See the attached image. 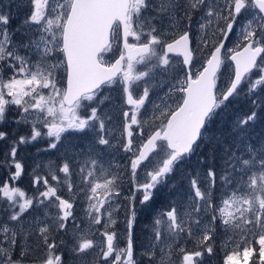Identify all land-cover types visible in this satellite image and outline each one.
Returning a JSON list of instances; mask_svg holds the SVG:
<instances>
[{
    "label": "snow or ice",
    "instance_id": "obj_1",
    "mask_svg": "<svg viewBox=\"0 0 264 264\" xmlns=\"http://www.w3.org/2000/svg\"><path fill=\"white\" fill-rule=\"evenodd\" d=\"M13 2L23 10L15 27ZM114 89L118 116L103 110ZM262 93L264 0H0V141L8 142L0 167L10 170L0 182V264H139L138 212L163 189L176 195L141 245L148 264H176L175 253L179 264H204L218 229L234 245L223 264L254 255L264 264V135L255 132ZM242 95L251 110L227 129L213 127ZM39 140L61 163L35 175L29 195L15 184L24 174L16 157ZM177 171L187 192L172 182ZM188 241L200 250H186Z\"/></svg>",
    "mask_w": 264,
    "mask_h": 264
},
{
    "label": "rangeland",
    "instance_id": "obj_2",
    "mask_svg": "<svg viewBox=\"0 0 264 264\" xmlns=\"http://www.w3.org/2000/svg\"><path fill=\"white\" fill-rule=\"evenodd\" d=\"M3 3L5 5L10 3V0H3ZM9 9H5V11H8ZM11 11L13 13V15L16 17V19H14L12 21V26L15 27L16 25L19 24V20L20 18L23 16V10L18 11L15 8L14 2H13V6L11 8ZM197 16L199 15V13L196 14ZM196 19V16H194V20ZM239 30L237 29V32ZM129 40L131 42H135L133 38H129ZM230 40L233 41V43H229L226 46L227 47H233V44L236 40L235 36L230 37ZM207 53L204 54L203 57L200 58V63H197L195 65V68L193 69V71H196L197 69L200 68L201 63L203 62V59L206 58ZM116 57V53L115 51L113 53L110 54H104V59L107 62H111L113 60V58ZM173 59L176 61V67L179 69L181 67L180 61L181 58L179 56H173ZM231 64L230 61L226 62L225 67H222L221 72L218 74L219 75V79L217 82V87L218 88H222L228 79V75L230 73V69L227 68V65ZM150 68V66H147ZM146 65H135V69L137 72L145 70ZM181 75H183V73H181ZM138 83H142V82H138ZM137 91H139V89H137ZM45 93H47V90H45ZM112 97H113V102H107L104 105L103 110L111 112L114 116H118L119 112H118V104L121 102V94L118 90H111L109 93ZM151 93H150V97H151ZM111 105V106H110ZM127 109H131V106H125ZM145 128H148V125L145 124ZM84 142H81V145ZM47 141L46 140H39L37 142H34L32 144H28L25 147L26 150V155L23 157V161L21 159V156L17 154L16 159L19 160L23 165H27L28 169L24 168V174L22 175V177L20 178V180L16 181L15 184L17 186H19L21 189H23L24 191H26V193H28L29 195H33L35 194L36 189L33 188V177L35 175H42V176H46L48 174V168L47 166L49 165L50 162H55L56 165H59L61 163L60 160V154L58 152H56L55 150L53 151H44L43 149L46 147ZM3 146L6 148H8V142L3 143ZM0 153H1V148H0ZM3 155L0 157L2 158ZM119 162H123V160L120 159V156L118 155L117 157ZM158 159V158H157ZM40 165L39 168L36 167V165ZM194 166L189 163L184 165V168L186 169H191ZM149 167H151V165H149ZM14 170V169H12ZM9 169H7L6 167H0V182L6 180L8 178L9 175ZM58 176H60L61 178L63 177L62 173L57 172L56 173ZM26 178V179H25ZM49 179V183L52 184L53 186H57L55 181L51 180V177H48ZM73 179L75 180V177H73ZM11 183V181H9ZM172 182H176L178 184V187L180 189H183L185 192L188 191L187 189V183L186 181L181 179V172L177 171L173 176H172ZM171 183V182H170ZM29 187V189H26ZM41 190H43L41 188ZM73 191H76V188H73ZM57 195L62 196V198L68 199L69 198V194L67 192L66 188L63 187H58L57 189ZM176 193L175 191L169 192L168 189H163L157 192L155 199L153 202H151L149 205L147 206H143L140 207L139 212H138V217H137V223L134 229V240H135V248H136V256L139 259V264H148V261L145 257H143L141 255L142 252V248L141 245L144 244L146 242V237L149 236L150 234V227H151V223H152V218L155 215L156 211L160 208H163L166 205L167 200L169 199V197H175ZM76 204L74 205V212L77 216V222L80 224L81 228L85 227L86 222L83 221L82 217H83V208L86 205H82L81 203V199L80 197H76ZM52 213H55L56 209L53 208L50 210ZM27 215V214H26ZM7 221V217L6 215L4 216L3 220H0V223L6 222ZM117 229L118 231H122L123 230V225L119 224L117 225ZM69 232L71 233V228L69 229ZM217 236L215 238V244H214V250H213V254L211 256H208L207 254H205L204 256V264H223L224 258L225 256L233 250L234 245L231 244H227L226 243V236L224 235V233L221 230H217ZM3 233H0V236H2ZM61 238H63L65 241L70 242V235H63ZM255 247L258 248V245H254ZM184 247L186 248V250L188 251H194V250H200L196 247V244L193 241H188L184 244ZM37 255H41L40 253H37ZM66 257H67V253H65ZM172 259L174 261H176V264H179V254L175 253L172 257ZM31 264V261H30ZM69 264H71V260H69ZM241 264H243V261H241ZM249 264H259V261L257 259V257L254 255L251 260L249 261Z\"/></svg>",
    "mask_w": 264,
    "mask_h": 264
},
{
    "label": "trees",
    "instance_id": "obj_3",
    "mask_svg": "<svg viewBox=\"0 0 264 264\" xmlns=\"http://www.w3.org/2000/svg\"><path fill=\"white\" fill-rule=\"evenodd\" d=\"M261 95H264V93H262ZM251 108L252 106L250 104L249 99H247L243 95L240 97H237L229 104L226 110L221 112V114L216 119V125H214L213 127L222 125L223 128L227 129L229 127L230 122L233 120L234 117L248 113L251 110ZM12 127L15 128L14 125ZM24 131L25 129L23 128L19 129V134H22ZM255 132L261 135H264V120H261L260 122L257 123ZM5 142L7 143V141H0V148H1L0 157L8 149L7 147L5 148L3 146V143ZM25 147H28V146L21 145L17 152V154L21 156L22 161H23V157L26 155V151H23V150H26ZM195 161H196V157H193L192 160L190 161V164L191 165L195 164ZM24 168L28 169V166L24 165ZM26 189H29V187L27 188L26 186Z\"/></svg>",
    "mask_w": 264,
    "mask_h": 264
},
{
    "label": "water",
    "instance_id": "obj_4",
    "mask_svg": "<svg viewBox=\"0 0 264 264\" xmlns=\"http://www.w3.org/2000/svg\"><path fill=\"white\" fill-rule=\"evenodd\" d=\"M129 43H130V42H129ZM116 58H117V56H116V57H114V58H113V60H112L111 62H114V60H115Z\"/></svg>",
    "mask_w": 264,
    "mask_h": 264
},
{
    "label": "flooded vegetation",
    "instance_id": "obj_5",
    "mask_svg": "<svg viewBox=\"0 0 264 264\" xmlns=\"http://www.w3.org/2000/svg\"><path fill=\"white\" fill-rule=\"evenodd\" d=\"M129 42H130V43H134V42H131L130 40H129Z\"/></svg>",
    "mask_w": 264,
    "mask_h": 264
}]
</instances>
